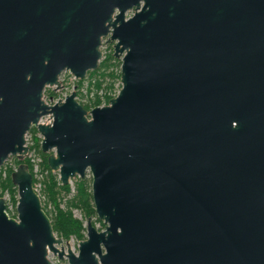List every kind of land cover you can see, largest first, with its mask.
I'll return each instance as SVG.
<instances>
[{
  "label": "water",
  "instance_id": "obj_1",
  "mask_svg": "<svg viewBox=\"0 0 264 264\" xmlns=\"http://www.w3.org/2000/svg\"><path fill=\"white\" fill-rule=\"evenodd\" d=\"M104 38L116 95L46 103L63 71L98 67ZM31 127L61 184L90 174L104 228L87 218L77 253L34 190ZM10 156L0 264H264V0H0V166Z\"/></svg>",
  "mask_w": 264,
  "mask_h": 264
},
{
  "label": "trees",
  "instance_id": "obj_2",
  "mask_svg": "<svg viewBox=\"0 0 264 264\" xmlns=\"http://www.w3.org/2000/svg\"><path fill=\"white\" fill-rule=\"evenodd\" d=\"M108 45L109 51L101 57L98 67L94 70H89L86 73L88 77L87 92H94V98H90L87 103H79L87 110L94 106L101 105L102 102L107 104L108 101L115 96L114 94L108 92L112 91L114 81H119L120 61L118 58L113 56L112 46L110 44ZM83 81L84 79L76 81V86L78 88L81 87ZM102 87L107 90V92L102 97H99L97 95V91ZM44 96L46 98H54L56 93L53 89L48 87L44 90ZM29 132L33 133V139L37 147V151L42 158V169L46 171L41 181V188L38 195L42 202V207L51 221L53 231L57 236H61L64 240H68L71 237H74L76 240L84 239V232L86 231L85 225L82 220L73 215L72 209H80L85 217L96 216L92 203L91 177H86L84 175L82 177L76 176L72 178L74 180V192L71 193L70 184H61L58 180L57 173H53L47 166L46 154L42 153L38 148L39 138L36 136L37 130L34 127H31ZM13 162L14 165L19 163L15 157L13 158ZM24 162L27 164L29 171L32 173L34 184L36 182V177L34 176L32 165L26 158L24 159ZM12 170L13 167L6 166L4 170L5 175L3 177L0 170V197L4 192H7L9 194L10 203L14 207L16 204L17 191L16 187L10 180V173ZM62 202L64 206H61ZM48 203L51 204L50 209L47 208ZM13 216H15V214ZM96 219L100 221L97 217ZM102 225L104 226L103 223Z\"/></svg>",
  "mask_w": 264,
  "mask_h": 264
},
{
  "label": "rangeland",
  "instance_id": "obj_3",
  "mask_svg": "<svg viewBox=\"0 0 264 264\" xmlns=\"http://www.w3.org/2000/svg\"><path fill=\"white\" fill-rule=\"evenodd\" d=\"M132 14V10H129L126 12L125 16L128 17ZM110 44L112 46L111 43L109 42H106V38H104L102 40V44L100 46V50L102 52V56L107 53L109 51V45ZM120 61V59H118ZM119 69H120V65H119ZM87 74L85 75V77L83 78L84 81L82 83V86L81 87H77L76 86V81H78V79H75L69 72L67 71H63L61 73V75L59 76V80H60V83H61V87L58 88V89H55V88H51L55 91L56 93V96L54 97L57 98V97H62L64 95H67L68 93H70L72 90H75L76 91V99L78 102H82V103H87L88 100L90 98H94V92H90L88 93L87 92ZM119 85H120V82L118 80H115L114 83H113V89L112 91L108 92V93H112L114 95H116V93L118 92L119 90ZM48 88V87H46ZM45 88V89H46ZM107 92V90H105L103 87L100 88L98 91H97V95L99 97H102L105 93ZM78 93V94H77ZM105 104L104 102L101 103V105ZM30 137L33 136V133L29 132L28 134ZM36 136H39L38 133H36ZM13 158L12 156L8 157L4 163L0 166V170H1V175L2 177L5 175V167L6 166H11L13 167V169L16 167V165H14V162H13ZM2 168V169H1ZM86 177H89L90 174L89 173H85L84 174ZM70 187H71V193L74 192V180L71 179L70 182ZM3 198H4V201H5V204H6V212L8 214V216L10 217H16V213H15V206L13 207L10 203V198H9V194L7 192H4L3 193ZM42 203V202H41ZM61 206H64L63 202L61 203ZM51 207V204L48 203L47 205V208L50 209ZM72 212H73V215L82 220L83 221V224L86 225V221H87V218H90L91 221L93 222V225L95 226V228L97 230H102L104 228V226L102 225V221H98L96 219L97 216H89V217H85L83 215V213L81 212L80 209L78 208H74L72 209ZM15 214V216H13ZM86 232H84V235H85ZM68 241V246L69 248L74 252V253H77V250H78V241L79 240H76L74 237H71L70 239L67 240ZM64 247L66 248V245L64 244ZM47 258L51 261L52 264H68L67 262V259L63 258V259H58V257L54 254H52L51 252H48V255H47Z\"/></svg>",
  "mask_w": 264,
  "mask_h": 264
},
{
  "label": "built area",
  "instance_id": "obj_4",
  "mask_svg": "<svg viewBox=\"0 0 264 264\" xmlns=\"http://www.w3.org/2000/svg\"><path fill=\"white\" fill-rule=\"evenodd\" d=\"M55 89H58V88H55ZM64 97H65V95L62 97H57L54 99V98H46L44 96V100L46 103L52 104L55 101H57L58 99H63ZM39 122L50 123L51 122L50 115L47 114V115L40 117ZM28 134H29V132L25 134V145L27 146L25 158L32 165V170H33L34 176L36 177V182L33 184V187H34V190L38 193L40 191V188H41V181H42L46 171H44L42 169V165H41L42 158H41V155L39 154V152L37 151V147L35 145L33 136L30 137ZM38 138H39V141H38V144H39L40 139H41L40 134H39ZM38 148H39V146H38ZM53 173H55V172H53ZM86 173H88V172H86Z\"/></svg>",
  "mask_w": 264,
  "mask_h": 264
}]
</instances>
